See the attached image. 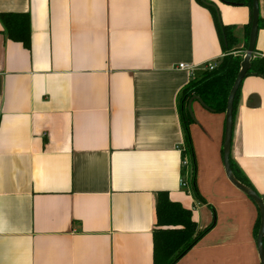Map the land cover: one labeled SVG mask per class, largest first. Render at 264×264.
Masks as SVG:
<instances>
[{
    "label": "crops",
    "instance_id": "0c3cea01",
    "mask_svg": "<svg viewBox=\"0 0 264 264\" xmlns=\"http://www.w3.org/2000/svg\"><path fill=\"white\" fill-rule=\"evenodd\" d=\"M203 2L234 26L244 54L249 8ZM258 7L253 57L264 58ZM212 8L0 0V16L27 15L30 30L27 48L0 22V264H153L161 193L204 232L174 264H261L258 208L224 168V114L197 101L188 132L198 199L180 185L181 92L224 55ZM240 87L230 158L264 200V79Z\"/></svg>",
    "mask_w": 264,
    "mask_h": 264
},
{
    "label": "trees",
    "instance_id": "16d2710c",
    "mask_svg": "<svg viewBox=\"0 0 264 264\" xmlns=\"http://www.w3.org/2000/svg\"><path fill=\"white\" fill-rule=\"evenodd\" d=\"M202 3L208 8H212L207 3ZM221 3L228 6H243L250 10V19L247 26L244 28V45L242 53L245 52L248 45V35L251 26L252 17V0H219ZM214 24L216 25L219 40L224 44V55L218 62L216 68L212 71H204L199 80H191L183 88L181 92V121L184 137V147L182 158L187 157L189 162V178L187 184L194 198L198 199L195 177V162L194 154L192 153L191 139L189 137L188 127L191 123V118L187 110V102L193 96H198L208 109L215 113H225L226 101L231 91L233 82L239 73L240 64L243 60V54H236L233 47L238 45V40L234 35V26H224L220 23L217 9L212 8ZM27 15L7 14L0 16V22L5 32L7 39L21 43L29 48L30 30ZM258 30L262 28L260 19L258 21ZM256 76L264 79V58H252L250 68L245 78ZM242 83V82H241ZM241 86V84H240ZM237 90L233 99V127L234 115L238 107L241 87ZM229 165L235 179L254 190L249 183L239 174L237 168L229 158ZM255 191V190H254ZM260 197V196H259ZM253 201V200H251ZM156 205L157 226L161 229L155 231L153 238V264H174L181 256L187 253L190 248L203 236L204 232L197 233L196 223L191 217V212L185 210L178 203L168 200L165 193L158 196ZM254 202V201H253ZM260 224V216L258 217L255 227V237L258 234ZM163 228V229H162ZM264 249V237L262 240Z\"/></svg>",
    "mask_w": 264,
    "mask_h": 264
},
{
    "label": "water",
    "instance_id": "95a60500",
    "mask_svg": "<svg viewBox=\"0 0 264 264\" xmlns=\"http://www.w3.org/2000/svg\"><path fill=\"white\" fill-rule=\"evenodd\" d=\"M252 17H251V26L250 31L248 35V45L247 49L244 52L243 60L240 64L239 73L237 74L232 89L228 95L227 101H226V110L224 113V120H225V126H224V143H223V150L224 152V168L226 171V176L230 184H232L235 188H237L240 192H242L247 198L254 201L258 208V215L260 216V224L258 228V234L256 237V247H258V257H259V263L264 264V249L262 247V240L264 237V200L259 197V195L254 191L243 185L242 183H239L230 168L229 165V158H230V146L232 141V132H233V99L234 96L239 89V86L241 82L245 79L248 69L250 68V61L253 58V53L256 45V36L258 32V21H259V7H258V0H252ZM193 101H197L200 105H203L206 107V105L202 102V100L198 96H193L191 99L187 102V110L189 113L190 118L193 120V114H192V105L191 103Z\"/></svg>",
    "mask_w": 264,
    "mask_h": 264
},
{
    "label": "built area",
    "instance_id": "2783aa9c",
    "mask_svg": "<svg viewBox=\"0 0 264 264\" xmlns=\"http://www.w3.org/2000/svg\"><path fill=\"white\" fill-rule=\"evenodd\" d=\"M217 64H207L206 67H205V70L206 71H212L216 68ZM178 69L184 71V70H187V71H192V68L186 64L184 65H180L178 66ZM183 151V148L181 149L180 152ZM188 166V160H187V157H183V160L181 162V169H182V175L180 177V185L185 188V189H189V185L187 184V174L185 173L186 172V168Z\"/></svg>",
    "mask_w": 264,
    "mask_h": 264
}]
</instances>
